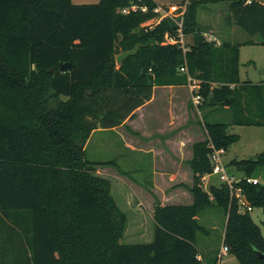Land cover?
I'll return each mask as SVG.
<instances>
[{
    "label": "trees",
    "instance_id": "1",
    "mask_svg": "<svg viewBox=\"0 0 264 264\" xmlns=\"http://www.w3.org/2000/svg\"><path fill=\"white\" fill-rule=\"evenodd\" d=\"M225 1L232 22L256 37L244 44L264 45L260 0H189L183 33L194 41L185 48L173 18L145 24L158 15L155 0H0V264H201L198 234L207 229L198 216L214 205L226 215L222 242L238 264H264V235L251 213L240 212L226 184L203 186L211 144L227 151L241 138L230 126H264V80L240 78L243 43H218L199 26L202 5ZM132 5L148 9L122 11ZM62 62L70 68L62 71ZM190 77L199 82V110H229L231 120L203 119L207 135L188 160L193 203L156 202L153 240L123 243L128 217L98 167L129 173L115 159H90L88 142L135 117L156 86L190 85ZM230 165L264 211V183L244 179L264 170V150Z\"/></svg>",
    "mask_w": 264,
    "mask_h": 264
},
{
    "label": "rangeland",
    "instance_id": "2",
    "mask_svg": "<svg viewBox=\"0 0 264 264\" xmlns=\"http://www.w3.org/2000/svg\"><path fill=\"white\" fill-rule=\"evenodd\" d=\"M156 2L158 6L165 8L174 4H182L183 0H157ZM198 21L202 31L208 30L210 26L216 27L220 31L226 29V33L231 31L232 34L231 37L227 36L226 40L243 43L239 52V71L242 80L248 79V69L251 65L256 67L261 74L262 80H264V45L244 44L245 41L256 39V37L250 36L236 23L232 22L229 1L202 5ZM186 36L184 35L183 37V45L188 47L190 44L187 42ZM189 88L191 87L189 86ZM184 90L182 89L180 93H174L173 95L185 96L186 91ZM170 92L167 87H159L151 103L134 123L135 126L139 125V129H147V131L153 133L149 138L153 140V149L157 152V165H154L152 152H139L135 155V152L126 147L125 141L116 132H96L92 135L87 146L88 157L90 159H115L119 166L129 173L128 176L124 175L113 166L98 167L100 170L99 174L110 178L113 186V195L128 217L126 230L122 237L123 243H144L153 240L154 218L150 214L145 215V223L143 225L137 224L133 210L131 209L132 198H135L139 192H144L147 196L148 202L146 206L149 210L156 202L169 204L179 200L183 204L190 203L186 198L188 194L187 190H190L188 184L181 182L166 183L162 181V140L170 133H174V123H176V126L181 125V127L185 128L190 123L197 122L203 130V135L200 134L199 137L204 138L207 135L203 123L204 117L209 121L228 122L231 120L232 114L229 110L214 112L211 117L205 116L207 113L199 110L198 105H195L192 100V95L187 104L183 103L182 100L174 103L169 99ZM169 123L173 124L169 126ZM229 132L239 134L241 138L224 155L223 159L226 164L229 165L234 159L254 158L264 150V126L232 125L229 127ZM184 153L185 156L190 155V146L184 148ZM185 162L187 163V160ZM228 168L237 178L244 176V172L237 170L236 167L230 165ZM155 172L157 173L155 174ZM254 176L259 179L260 183H264V170L257 171ZM133 182L138 184L140 188L134 185ZM220 183L219 176L210 174L206 177L203 186L206 190H209L212 184L219 185ZM133 186H136L135 190ZM179 187H183L184 189L179 190L182 195L177 196L176 199L178 200H176L174 197H171L170 193L175 192ZM251 215L253 220L261 227L264 235L263 209L261 207H254ZM198 219L200 224L207 229L198 234V249L204 256H213L217 254L222 244L223 233L226 227V215L220 207L214 205L203 210ZM222 264H238V260L234 254L230 253L224 256Z\"/></svg>",
    "mask_w": 264,
    "mask_h": 264
},
{
    "label": "crops",
    "instance_id": "3",
    "mask_svg": "<svg viewBox=\"0 0 264 264\" xmlns=\"http://www.w3.org/2000/svg\"><path fill=\"white\" fill-rule=\"evenodd\" d=\"M157 1V0H156ZM262 1V0H260ZM74 3L77 4H82V3H97L99 0H73ZM264 3V1H262ZM159 20L156 18H153L149 21H147L145 24L147 25H154L158 23ZM231 29V28H230ZM206 36H208L209 39L216 40L218 43L225 41L226 37H231V31L226 33V29L220 31L216 27H208V30L203 31ZM216 33H218L216 35ZM213 34V35H212ZM186 38L188 39L187 42L189 44L193 43V36L192 35H187ZM184 41V38H183ZM260 73V72H259ZM261 76V74H260ZM262 79V77H261ZM190 85L186 86H156L154 88V93L153 97L155 95V92L159 87H167L171 92L169 94V99L172 100L174 103L179 102V100H182L183 103H188L191 95H192V90L189 88ZM189 88V89H188ZM186 91L185 96H174V93H180V90ZM152 97V98H153ZM152 100V99H151ZM151 100H149L147 103L144 105L140 106L136 112H135V117L133 118H128L124 123L121 125L114 127L113 129L109 130H97L96 132H103V131H111V132H116L121 136L123 141H125L126 147L130 149L132 152H135L134 154L137 155L139 152H152L153 153V161L154 165H157L158 161V156L157 152L155 149H153V140L150 139L149 137L152 136V132L147 131V129H139L138 126H135L134 123L137 119H139L144 111V109L151 103ZM189 117V116H188ZM189 119V118H188ZM173 123H169V126H171ZM175 124V129L173 130L174 133H170L168 136L165 137L164 140H162V181H165L166 183L170 182H181L188 184L191 186L193 184V171L188 163V160L191 159L192 154H193V144L196 141L204 140V138H200L199 135H203V130L201 126L197 122H192L190 123L187 127L183 128L181 125L176 126ZM178 127V128H177ZM177 128V129H176ZM172 131V130H171ZM93 133V134H94ZM92 134V135H93ZM166 135V134H164ZM163 136V135H162ZM199 138V139H195ZM91 139V138H90ZM90 142V140H89ZM88 142V143H89ZM186 146H190V155L185 156L184 154V148ZM188 148V147H187ZM136 158V156H135ZM137 159V158H136ZM187 160V163L185 162ZM98 173H100V170L98 169ZM157 172H155L156 174ZM107 177V176H106ZM123 177V176H121ZM109 178V177H108ZM186 178V179H185ZM134 183V182H133ZM137 185L138 184H135ZM134 190L136 186H133ZM140 188V187H139ZM180 189H184L183 187H179L176 189L175 192H171L170 195L173 198H177L181 193L179 192ZM187 195L186 198L189 200L187 204L193 203V195L190 190H187ZM182 195V194H181ZM129 199V197H128ZM178 200V199H176ZM131 201V200H129ZM148 202L147 196L144 194V192H139V194L135 197L132 198L131 206L133 210V215L135 216V222L140 225L145 223V215H151L153 217L154 214V206L149 208L146 206ZM181 201L169 203V204H183L180 203ZM130 203V202H129ZM133 204V205H132ZM225 233V231H224ZM224 233H223V238H224ZM223 241V239H222ZM216 255V254H215ZM215 255L213 256H204L202 253L200 257L203 259V263L205 264H210L211 260L215 258Z\"/></svg>",
    "mask_w": 264,
    "mask_h": 264
},
{
    "label": "built area",
    "instance_id": "4",
    "mask_svg": "<svg viewBox=\"0 0 264 264\" xmlns=\"http://www.w3.org/2000/svg\"><path fill=\"white\" fill-rule=\"evenodd\" d=\"M188 2L189 0H184L182 4H179V5L174 4L169 7H165V8L157 6L154 9V11L158 13V15L154 17L157 20L161 21L165 17H171L178 23L180 42L184 48L185 46L183 45V42H184L183 41V37H184L183 22H184V16H185ZM139 8H141L143 11H147L148 9L147 6L139 7L138 5H132L130 7L124 8L122 11L127 13L130 10H137ZM165 41L170 42V43H176L178 42V39L174 36H170L166 34ZM181 70L185 71L186 67L185 66L181 67ZM190 80H191L190 87L192 90V100L195 103V105H198L202 99L201 95L198 93L199 82L194 79L192 80L191 77H190ZM211 147H212V152L210 154V158L212 161V172L204 176V181H206V177L210 174L219 176L221 182L228 186L231 200L232 201L235 200L238 203L240 212L242 213L250 212L251 213L254 209V206L248 200L244 190L240 186L237 185V182H239L242 177L237 178L233 173L229 171L227 164L224 162L223 158L227 152L226 149L217 148L214 146V144H211ZM244 179H246L247 182L249 183H253V184L259 183V179L256 177L246 176L244 177ZM227 254H230V248L226 243L222 242L219 248V251L216 254L215 264H222L223 258ZM199 259L203 260L200 256H199ZM201 264H205V263L202 262Z\"/></svg>",
    "mask_w": 264,
    "mask_h": 264
},
{
    "label": "water",
    "instance_id": "5",
    "mask_svg": "<svg viewBox=\"0 0 264 264\" xmlns=\"http://www.w3.org/2000/svg\"><path fill=\"white\" fill-rule=\"evenodd\" d=\"M137 47L132 49V50H128V51H124L120 54L117 55V63L120 64L121 61L128 55L133 54L136 51ZM71 66V63L68 62H62L61 63V70H67L69 69ZM248 79L252 82V83H260L261 82V76L259 71L256 69V67L254 65H251L248 69ZM261 254V253H260ZM262 255V254H261Z\"/></svg>",
    "mask_w": 264,
    "mask_h": 264
}]
</instances>
